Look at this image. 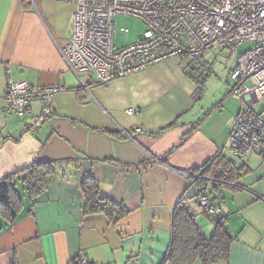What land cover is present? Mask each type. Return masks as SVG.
I'll return each mask as SVG.
<instances>
[{"label": "crops", "instance_id": "obj_1", "mask_svg": "<svg viewBox=\"0 0 264 264\" xmlns=\"http://www.w3.org/2000/svg\"><path fill=\"white\" fill-rule=\"evenodd\" d=\"M74 11L70 3L0 0V184L12 178L19 189L20 172L33 162L55 170L45 193L23 199L13 223L0 217V264H74L80 256L89 264H160L178 201L198 193L188 189L191 178L218 153L237 168L247 164L235 173L241 190L218 191L210 183L206 191L234 236L229 259L218 264H264V161L255 151L235 157L228 141L241 111L262 117L256 110L264 98L252 94L238 111L204 104L210 78L199 97L200 76H188L179 58L77 93L59 51L72 36ZM7 70L14 81L67 89L55 96L54 114L41 128L34 125L38 103L24 118L4 114ZM89 176L131 213L118 223L85 216L81 182ZM193 203L202 230L212 235L214 217Z\"/></svg>", "mask_w": 264, "mask_h": 264}, {"label": "built area", "instance_id": "obj_2", "mask_svg": "<svg viewBox=\"0 0 264 264\" xmlns=\"http://www.w3.org/2000/svg\"><path fill=\"white\" fill-rule=\"evenodd\" d=\"M70 3L72 36L60 48L70 72L78 79V89L90 93L102 86L146 68L179 58L183 68L193 66L204 76L214 75L204 60L208 50L225 54L245 42L256 46L239 56L230 78L235 81L231 96L241 101L252 94L264 98V0H28ZM134 17L145 24V32L132 44L117 47L114 19ZM129 32L128 29H122ZM87 78V81H85ZM250 81L252 87L246 83ZM64 86H34L14 81L7 70L4 114L24 118L31 105L41 108L35 127L41 128L54 114V98ZM129 115L136 113L130 110ZM233 155L245 158L255 151L264 161V120L251 110L241 111L228 132ZM199 204L211 216L220 211L205 194ZM74 264H89L84 256Z\"/></svg>", "mask_w": 264, "mask_h": 264}, {"label": "trees", "instance_id": "obj_3", "mask_svg": "<svg viewBox=\"0 0 264 264\" xmlns=\"http://www.w3.org/2000/svg\"><path fill=\"white\" fill-rule=\"evenodd\" d=\"M184 71L190 77H194L196 74L200 76L197 79L199 81L198 96L201 97L204 85L211 75L204 76L193 66L185 67ZM74 89H78V87ZM218 155L202 169L195 170V173H200L201 176L191 178L188 189L197 187L198 193L192 197L184 195L178 201L172 216L171 242L167 248L166 256L160 264H194L196 261H200L202 264H218L229 259L234 236L228 226L227 218L221 214L213 216L215 228L212 235L207 236L191 208L192 202L196 199L199 204L203 194L209 199L206 191L210 183H213V188L218 191L242 189L235 179V173L244 170L247 164H242V167L237 168L233 162L220 161L221 154L218 153ZM219 165L221 167L217 168ZM54 173V164L39 162H33L20 172L19 175H22V183L25 185L31 202L45 193L48 178ZM81 190L85 198V216L103 215L108 218L110 223H118L131 213L123 203L115 202L110 197L103 195L100 185L94 177L84 178L81 182ZM23 209L24 200L19 195L13 179H6L0 184V217L6 221V224L13 223Z\"/></svg>", "mask_w": 264, "mask_h": 264}, {"label": "rangeland", "instance_id": "obj_4", "mask_svg": "<svg viewBox=\"0 0 264 264\" xmlns=\"http://www.w3.org/2000/svg\"><path fill=\"white\" fill-rule=\"evenodd\" d=\"M114 24L116 30L114 39L117 47H123L136 42L138 38L145 32V24L141 20L134 17L118 15L114 19ZM122 29H128L129 32H123ZM256 44V42H245L243 44H240L234 50L227 49L225 54H218L217 57L212 54L214 53L213 50L206 51L205 55L207 57L211 56L210 58H207V61L209 62V64L212 63L214 75L208 81L203 99L201 100L204 104L214 106L215 104L222 102L225 108L231 109L233 111H238L239 106L236 109V105L240 104V100L234 98L233 96H231V94L228 95L227 92L229 90V85L227 84L226 80L230 73V69L235 65L237 58L255 47ZM71 76L76 81V85H79L78 79L73 74H71ZM85 81H87V78ZM229 81L234 86L235 81L231 80V78L229 79ZM246 85L249 88L252 87V83L250 81H248ZM244 109L247 108L245 107ZM256 111L258 113L262 112L261 115L264 119V101L257 107ZM18 187L19 195L21 196V198L25 201H28L25 185L19 183ZM191 189L194 190V188ZM192 193L193 192H188L187 196L192 197ZM193 204L194 203L192 202V206Z\"/></svg>", "mask_w": 264, "mask_h": 264}]
</instances>
